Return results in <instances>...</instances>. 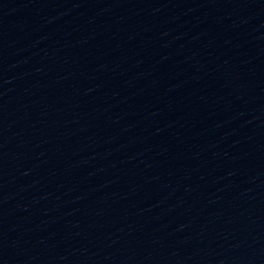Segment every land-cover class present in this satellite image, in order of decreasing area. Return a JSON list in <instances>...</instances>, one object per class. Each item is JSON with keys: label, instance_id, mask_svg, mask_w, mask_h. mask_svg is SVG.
Returning <instances> with one entry per match:
<instances>
[{"label": "water", "instance_id": "1", "mask_svg": "<svg viewBox=\"0 0 264 264\" xmlns=\"http://www.w3.org/2000/svg\"><path fill=\"white\" fill-rule=\"evenodd\" d=\"M0 264H264V0H0Z\"/></svg>", "mask_w": 264, "mask_h": 264}]
</instances>
